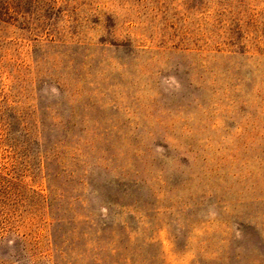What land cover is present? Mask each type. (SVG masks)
<instances>
[{"label":"rangeland","instance_id":"obj_1","mask_svg":"<svg viewBox=\"0 0 264 264\" xmlns=\"http://www.w3.org/2000/svg\"><path fill=\"white\" fill-rule=\"evenodd\" d=\"M0 264H264V0H0Z\"/></svg>","mask_w":264,"mask_h":264}]
</instances>
